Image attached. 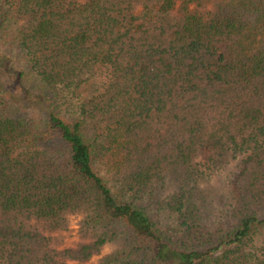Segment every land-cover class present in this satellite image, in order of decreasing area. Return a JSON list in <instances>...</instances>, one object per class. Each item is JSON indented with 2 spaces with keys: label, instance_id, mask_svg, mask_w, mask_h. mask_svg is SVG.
I'll return each instance as SVG.
<instances>
[{
  "label": "trees",
  "instance_id": "obj_1",
  "mask_svg": "<svg viewBox=\"0 0 264 264\" xmlns=\"http://www.w3.org/2000/svg\"><path fill=\"white\" fill-rule=\"evenodd\" d=\"M262 201L264 0H0V264H264Z\"/></svg>",
  "mask_w": 264,
  "mask_h": 264
},
{
  "label": "rangeland",
  "instance_id": "obj_2",
  "mask_svg": "<svg viewBox=\"0 0 264 264\" xmlns=\"http://www.w3.org/2000/svg\"><path fill=\"white\" fill-rule=\"evenodd\" d=\"M70 99V96H66ZM64 109L63 105L61 107ZM64 113V111H62ZM238 168L237 160H230L219 166L214 167L211 172L205 177L202 183L199 185L197 192L203 196L205 203L199 210V214L196 215L195 224H200L208 232L221 231L223 232L228 226L235 223L236 218L229 213V207L227 208V196L229 191V183L234 173ZM165 192L162 198L167 197ZM260 215L264 216V201L261 203L259 209ZM77 219L72 220L69 231L59 237V248L75 247L79 242L77 237ZM110 251L109 246H104L100 254L92 256L88 261L79 262L76 260H70L69 264H96L98 259Z\"/></svg>",
  "mask_w": 264,
  "mask_h": 264
}]
</instances>
